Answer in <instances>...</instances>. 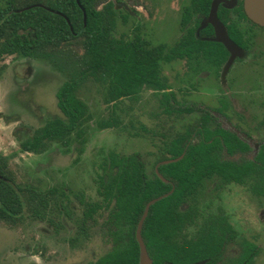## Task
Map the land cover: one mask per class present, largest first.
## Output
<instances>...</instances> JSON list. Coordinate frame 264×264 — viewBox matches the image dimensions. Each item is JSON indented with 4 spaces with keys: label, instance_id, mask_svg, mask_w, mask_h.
I'll list each match as a JSON object with an SVG mask.
<instances>
[{
    "label": "trees",
    "instance_id": "obj_1",
    "mask_svg": "<svg viewBox=\"0 0 264 264\" xmlns=\"http://www.w3.org/2000/svg\"><path fill=\"white\" fill-rule=\"evenodd\" d=\"M78 2L84 11V23L75 0H0V69L4 66V56L19 55L44 59L65 74L54 92L61 116L47 119L35 128H24V136L18 140L21 151L38 153L47 143L57 142L65 149L73 145L75 153H81L84 123L90 119V113L78 90L88 81L103 87L108 115L98 122L100 128L125 127L115 112L117 105L123 98H137L141 88L160 93L158 107L165 115H197L180 130L164 133L138 123L139 131L133 130L130 134L149 133V141L155 147L150 170L137 151L107 150L93 170L95 198L85 200L79 193L75 197L76 209L72 202L62 203L65 198L62 188L50 186L39 190L17 183L5 172L0 156V221L15 223L26 211L38 219L55 211L67 216L75 211L76 233L70 241L76 240L86 228L105 229L114 246L97 261L136 264L134 229L144 204L171 190L149 205L140 235L152 264H162V260H174L173 257L176 260L193 248L189 241L178 246L173 240L175 231L187 226L189 214L205 209L200 202H205L203 190L208 184L218 189L239 182L250 195L264 196V140L248 157L251 147L246 140L221 127L208 109L176 103L173 93L165 90L166 79L158 73L159 61L196 59L215 65L223 61L226 50L220 43L195 35V26L206 15L210 0H188L180 8L181 34L170 46L151 45L138 28L130 38L122 34L114 37L116 17L119 15L123 22L128 15V11L121 15L114 0ZM244 19L253 25L245 16ZM207 28L210 33L211 29ZM226 28L233 39L239 37L232 22ZM258 123L264 128V118ZM128 124L133 128L131 122ZM180 154L178 160L154 167L159 160ZM237 154V157H228ZM154 168L165 180L156 175ZM46 220L51 222L48 216ZM239 249V264H251L257 246L239 237Z\"/></svg>",
    "mask_w": 264,
    "mask_h": 264
},
{
    "label": "rangeland",
    "instance_id": "obj_2",
    "mask_svg": "<svg viewBox=\"0 0 264 264\" xmlns=\"http://www.w3.org/2000/svg\"><path fill=\"white\" fill-rule=\"evenodd\" d=\"M114 1L121 15L128 11L125 21L122 22L119 15L116 17L114 37L122 34L130 38L138 28L151 45L164 43L170 46L181 33L178 23L180 8L188 0ZM247 27L248 24L243 22V29ZM251 27L255 42L251 45L253 48L244 61H233L224 76L233 95L228 94L227 97L224 93L226 88L217 89V67L202 62L195 68L192 62L185 60L160 64V75L166 78L178 101L217 107L219 98L226 99L224 113L228 118L217 112L213 114L222 127L234 130L249 143L251 151L248 157L264 137L261 125L257 124L264 117V28ZM2 63L0 156L4 170L17 183L29 184L39 190L50 186L64 189L62 203L67 200L72 202L73 207H76L75 197L79 193L85 200L95 198L93 170L100 156L109 149L119 153L139 152L146 161L147 170H150L155 147L149 141V133L130 134L133 130L139 131L138 123L164 133L172 129L180 130L183 124L191 122L197 115H165L158 107V95L141 88L137 98H123L117 105L115 112L125 127L100 128L98 122L108 115L107 104L103 101V87L88 81L78 90L79 98L85 102L90 113V119L84 123L81 153L77 155L73 145L65 149L57 142L47 143L38 153L24 152L18 145V140L24 136V128H35L47 119L61 116L55 105L54 92L65 79V74L44 59L9 55L3 57ZM238 89L239 119L235 114L238 110L236 104L229 101ZM128 122L133 124V128ZM217 203L234 226L239 208V235L259 248L252 264H264V221H261L262 218L264 220V199L252 197L239 186L238 200L235 188L229 186L221 192ZM47 216L51 219L50 223L46 220ZM77 216L75 211L69 212V216L55 211L53 215L45 214L43 219H38L26 211L15 223L0 221V264H83L95 257L101 253L97 252L99 246L108 243L98 236H91L86 242H81L79 238L70 241L76 233ZM189 258L193 259V256Z\"/></svg>",
    "mask_w": 264,
    "mask_h": 264
},
{
    "label": "flooded vegetation",
    "instance_id": "obj_3",
    "mask_svg": "<svg viewBox=\"0 0 264 264\" xmlns=\"http://www.w3.org/2000/svg\"><path fill=\"white\" fill-rule=\"evenodd\" d=\"M218 13L220 16L218 15ZM243 14L244 13L242 11V0L233 1L232 6H230V7H225L221 3H219L216 7L217 18L223 24L224 29H225L227 35L229 36V38L237 45V47H239L238 53L240 55L238 54V55L234 56L230 60L226 69H224V65L226 64L228 57H229V53L227 51H226L225 58L218 65L212 64L211 62H209L207 60L206 61L205 60L197 61L196 59H191L189 61V63L192 62V64L194 65L195 68L199 67V64L202 62L206 63L210 67H217V69L219 68V78H218L219 79V83H218L219 87L217 89L218 90H224L226 88V90H224V93L227 94V97L229 95H233V93H232L233 90L228 88L230 86V83L225 81L224 76H225L226 71L228 70L230 65L233 63V61H237L238 63H239V61H244V59H245V57H247V54L249 53V51L253 48L251 45H254L255 42L253 40V38H254L253 34L251 33L252 28H253L251 26L264 28V26H258L256 24L252 23L251 21H250V23H252L253 25L249 24L248 21H246L244 19L245 15L243 16ZM204 17H201V19L198 21V24L195 26V35L202 40H209L208 38L213 35V29L210 26V24L207 23L206 25L199 27L202 24V20ZM230 22L233 23V27L237 30V32H239V37L237 36L236 40L233 39L228 34V31L226 28V24H229ZM243 22H246L248 24L247 29L244 28L245 30L243 29ZM207 27H209L211 29L210 33L208 32ZM206 28H207V32L205 33L204 30ZM210 41H212V40H210ZM173 42L170 45H172ZM157 44H159V43H157ZM31 59H36V58H31ZM174 60H185V59L177 58V59L170 60L169 62L174 61ZM161 63H163V61H159V64H158L159 75H160V64ZM164 63H167V62H164ZM221 69H222V72H221ZM220 72H221V74H220ZM160 76H163V75H160ZM222 81H224L225 83L222 84ZM166 83H167V80H166ZM231 85L233 87V83H231ZM234 88H236V87H234ZM145 89H148V90L153 92L152 89H149V88H145ZM165 90L171 91L173 93L174 101H176V103H178L179 105L208 109L209 113H211L214 116L215 121L218 123H219L218 118L213 114L214 112L222 114L226 118H228V115H226V113H224V110L226 108V102H227L226 99L223 100L222 98H219L220 104L217 107H212L210 104L206 105V104L197 103V102L185 103V102L178 101L175 97L174 91L169 87V84ZM228 90H231V91L227 92ZM208 92H210V91L208 90ZM236 92H237V94H235L234 97H231V99L229 101L232 104L233 103L236 104V107L238 110L235 114H236V117L239 119V89ZM154 94H157L158 97L160 96L159 92H156ZM237 97H238V99H237ZM157 101H158V98H157ZM217 108H220V111H218ZM260 120L261 119H259L257 121L258 126H259L258 122ZM219 125H220V123H219ZM223 128L228 129L226 127H223ZM261 128L263 129V136H264V128L262 126H261ZM228 130H230L231 132H234L238 138L240 137L239 134L237 132H235L234 130H231V129H228ZM263 140H264V137L255 146L258 148L259 143L262 142ZM255 150H253V151H255ZM180 155H182V154H180ZM237 156H239V154L232 156V157L231 156H228V157L233 158V157H237ZM164 160H166V159H164ZM161 161H163V160H159L158 163H156L154 165V167H156L157 164L162 163ZM151 167H152V164H151ZM154 171H155V169H154ZM208 186L209 187H206L205 191H204V193L206 194L204 196L205 202L204 203L200 202V205L201 206L204 205L205 209L202 211H199V212H194L192 214H189L190 218L185 223V224H187V226L177 229L175 231L176 234L173 237V240L178 243V246H180V245L182 246L184 241H189L188 243L193 248L192 251L190 253H188L187 255H182L183 257L182 256L178 257V258L182 257L181 259L176 258V260H175V258L173 257L174 260H162L161 261L162 264H169V263L170 264H239V250H240L239 249V237L244 238V237L239 235V208H238V211H236L238 214H237V219L235 220V226H234L232 221L231 222L228 221L227 216L222 212L219 204L217 203L220 199L221 192L229 186H232L233 188H235L236 198L239 200V186H240L239 182H236V183L231 182L229 184L222 185L218 189H214L212 187V184H208ZM241 187L245 189V187H243V186H241ZM252 197H255V196H252ZM256 198L264 199V196H261V197L257 196ZM263 212H264V209L262 210V213ZM263 215H264V213H263ZM261 221H264L263 218L261 219ZM227 226H229L228 230H227ZM89 231H90V234H89ZM106 231L107 230L100 229L98 227H92V228L90 227V228H86V229L82 230V232L78 234V238L81 240V242H83V241L86 242L89 238H91V236L92 237L98 236L99 238H101L102 241L108 243V244H104L105 246H101V247L99 246V249L97 250V252L101 251V253H97V255L95 257H92L90 259L85 260L83 264H89V263L100 264L99 261H97V259L99 257L107 254V252L113 248L114 244L111 243V238H109ZM134 231H135V229H134ZM84 235H86V236H84ZM140 237H141V235H140ZM134 239H135V237H134ZM121 240L122 239L119 238V241H121ZM141 240H142V238H141ZM142 242H143V240H142ZM253 244H255V243H253ZM255 246H257V245L255 244ZM258 249L259 248L257 246V252H258ZM257 252H256V254H257ZM256 254L252 257V262L254 261ZM191 255L193 256V259L189 258V256H191ZM137 258H138V244H137ZM252 262H251V264H252ZM151 264H152V260H151Z\"/></svg>",
    "mask_w": 264,
    "mask_h": 264
},
{
    "label": "water",
    "instance_id": "obj_4",
    "mask_svg": "<svg viewBox=\"0 0 264 264\" xmlns=\"http://www.w3.org/2000/svg\"><path fill=\"white\" fill-rule=\"evenodd\" d=\"M233 1L235 0H210L209 8L207 11L206 16L202 20V24L199 27H202L206 25L207 23L210 24V26L213 29V35L209 37V40L219 42L222 44V46L226 49V51L229 53L228 60L226 64L224 65V69L227 68V65L229 64L230 60L238 55L239 53V47L229 38L227 35L223 24L216 16V7L219 3H221L225 7H230L233 4ZM77 5H79L78 0H75ZM81 11H82V19L84 23V11L83 8L79 5ZM25 8V7H24ZM242 11L245 15V17L251 21L252 23L258 25V26H264V0H242ZM240 55V54H239ZM181 157L179 155L178 157L166 159L161 161L162 163H168L171 161H176ZM155 169L156 175L162 179L165 180ZM171 190L168 192H165L163 194H160L154 198L149 199L143 207L142 213L136 223L135 231H134V237L138 244V258H137V264H151V259L149 258L147 251L145 249V246L141 240L140 237V228L142 221L147 213V209L151 203H153L155 200L160 199L167 195ZM170 264V263H169Z\"/></svg>",
    "mask_w": 264,
    "mask_h": 264
}]
</instances>
